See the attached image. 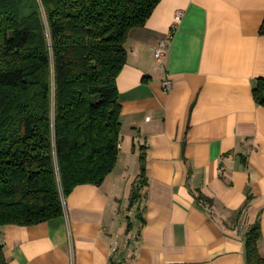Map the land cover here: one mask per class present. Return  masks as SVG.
I'll return each instance as SVG.
<instances>
[{
    "label": "crops",
    "instance_id": "1",
    "mask_svg": "<svg viewBox=\"0 0 264 264\" xmlns=\"http://www.w3.org/2000/svg\"><path fill=\"white\" fill-rule=\"evenodd\" d=\"M263 20L264 0H161L125 43L115 168L76 186L62 215L0 226L7 264H247L256 223L264 256V107L252 91ZM141 147L146 184L131 206L140 164L131 173L126 156Z\"/></svg>",
    "mask_w": 264,
    "mask_h": 264
},
{
    "label": "trees",
    "instance_id": "2",
    "mask_svg": "<svg viewBox=\"0 0 264 264\" xmlns=\"http://www.w3.org/2000/svg\"><path fill=\"white\" fill-rule=\"evenodd\" d=\"M160 1L0 0V226L58 217L76 186H100L113 171L125 43ZM252 91L264 107V78ZM139 162L131 206L146 184L143 147ZM261 236L256 223L246 236L247 264H264ZM0 264H7L1 243Z\"/></svg>",
    "mask_w": 264,
    "mask_h": 264
},
{
    "label": "built area",
    "instance_id": "3",
    "mask_svg": "<svg viewBox=\"0 0 264 264\" xmlns=\"http://www.w3.org/2000/svg\"><path fill=\"white\" fill-rule=\"evenodd\" d=\"M182 17V11L181 10H177L176 14H175V22H178L181 20ZM174 28V24L172 26V29ZM168 45H169V41L168 39L162 40L161 43L159 44L158 47L154 48V57L155 59H157L158 61H160L165 55H166V51L168 49ZM171 84L169 80H165L163 82V87L164 89H168L170 88Z\"/></svg>",
    "mask_w": 264,
    "mask_h": 264
},
{
    "label": "rangeland",
    "instance_id": "4",
    "mask_svg": "<svg viewBox=\"0 0 264 264\" xmlns=\"http://www.w3.org/2000/svg\"><path fill=\"white\" fill-rule=\"evenodd\" d=\"M139 156H140V154L136 155V156H133L132 154L126 156L127 157L126 158L127 159V163H128V165L130 167L129 169H131V171H130L131 173L133 172V170L135 171L137 169V167L139 168V164H140ZM139 171L140 170H138L137 173H139ZM136 179H137V177H136ZM136 182H137V180H136Z\"/></svg>",
    "mask_w": 264,
    "mask_h": 264
}]
</instances>
